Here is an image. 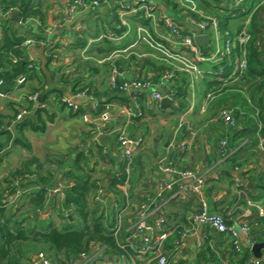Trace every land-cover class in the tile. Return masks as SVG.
I'll list each match as a JSON object with an SVG mask.
<instances>
[{
	"label": "crops",
	"instance_id": "1",
	"mask_svg": "<svg viewBox=\"0 0 264 264\" xmlns=\"http://www.w3.org/2000/svg\"><path fill=\"white\" fill-rule=\"evenodd\" d=\"M34 1L45 13L43 20L33 16L25 20L23 16L20 21H16L12 16L20 8L2 13L0 8V18L5 22L4 27L13 29L19 36H26V40L36 37L53 39L58 58L49 62V75L42 72L48 83L44 91H49L50 88L54 91H51L48 98H43L42 91L38 92L36 99H31L30 96L37 92H32V87H37L38 81L30 79L17 83L8 94L0 92V190L3 189L6 175L19 168L26 159L37 158L43 165L38 170L40 174L47 175L48 171H57L46 194L49 204L41 212V218L50 219L56 226L63 227L69 224L65 218L66 212L60 208L64 193L55 189L63 188L62 172L74 170L76 159L80 156L83 158L80 160L81 167L97 180L102 190L101 197H97V192L94 200L101 204L106 216L109 215L112 225L119 208L126 207L122 228L116 236L120 242L128 240L130 229L139 220L141 205L149 202L152 232L159 231L157 223L160 214L166 216L167 225L174 229L165 242V254L175 253V243L179 238L177 230L189 228V234L177 253V264H196L200 247L206 243L220 250L229 248L232 242L230 237L208 225L190 221L200 210V195L192 190L178 193L179 185L188 183L189 179H181L177 171L192 169L204 174L206 183L202 187V194L207 198L210 210L223 213L227 220L232 221L231 225L235 226L233 219H239L242 213H247L244 217L249 218L257 208L242 204L238 207L241 213L234 217L229 214L237 203L235 179L242 178L249 187L258 184L257 174L261 173L264 166L263 150L259 147L262 138L254 133H241L239 137H235L232 127L221 116L225 107L221 103L228 97L206 99L210 92L207 80L220 78L218 74L222 73L223 66L219 67V63L222 59L217 57L215 61L201 63L199 66L204 71L201 75L183 70L182 67L192 68L196 63L186 49H176L169 42L174 49L168 46L172 51L176 50L175 54L167 50L168 46H163L167 31L163 19L172 16L184 26L185 32L197 35L201 34L200 29L186 18V15H190L189 12L197 13L199 19L202 15L217 19V27L211 26L209 32L205 33L206 42H197L201 51L212 53L221 48L223 38H235L238 35L236 29H248L251 13L247 10L260 0H254L255 3L250 8H245V4L253 3V0H149L159 8L158 23L149 20L150 31L144 26L142 16L125 13L127 10L120 9L124 6L118 5L122 2L126 6L136 0H106L98 6L79 8L72 17L65 12L66 4L71 0ZM118 13H121L122 24ZM219 16L229 17L227 25L233 33L222 31ZM3 26L0 28V36L3 34ZM141 30L148 31L153 40L145 38ZM109 32L116 38H100L102 34ZM210 34L217 37L215 42L213 39L215 50L209 41ZM78 37L84 41L81 48L74 46L80 43ZM25 41L26 58L30 60L29 45ZM87 51L90 56L83 58L82 54ZM225 60L229 65L228 60ZM30 61L41 68L38 59ZM162 66L163 69L160 70ZM168 72L172 73L171 78L165 77ZM223 75L233 77L230 70ZM134 79L148 80L153 85L140 90H122L114 84V80L122 84ZM78 83L89 86L93 94L76 97L73 91L75 87L79 89L80 86H76ZM176 88L188 93L185 95L187 109L183 112L178 109L183 101L179 102L172 94ZM61 89L65 91V96L73 98L79 110L74 111L72 107L57 100V90ZM155 91L168 96L171 104H163L162 99H155ZM205 101V109H202ZM122 105L131 107L136 115L129 117L122 114ZM43 109L52 114L44 132L22 126L24 120ZM19 113H22V118H18ZM183 116L184 125L179 128ZM233 116L236 124L239 122L238 129L241 128L234 110ZM122 130L129 137L142 138L144 143L142 147L135 149V167L129 184L123 185L120 181L113 186L112 182L123 177L124 172L122 147L119 144ZM224 138L231 143L229 154L236 153L234 156L237 159H245L243 164L222 163L219 141ZM183 139L189 141L190 148L182 147ZM165 166H172L176 171H167ZM31 169L35 171L34 175L24 182L32 181V184L27 183L24 189L18 187L20 192L7 194V202L11 200V196L14 197L8 204L27 206L26 194L39 189L40 185L33 183L37 177V164L32 165ZM14 184L18 185L19 181ZM262 227H250L252 230L249 234L253 238V244L257 242V237L264 239ZM240 242L242 251L249 248L251 252L245 264H255L251 259L252 256L256 258L252 252L253 244L248 242L247 233L240 232ZM133 244L138 245V241ZM101 249L102 246L93 249L90 254L104 258L111 264H137L136 259L127 257L126 261L119 260L121 255ZM262 254V258H257L260 260L259 264L264 262V248ZM140 260L145 259L140 257ZM80 261L79 258L74 264H80ZM227 262L228 260H224L223 264Z\"/></svg>",
	"mask_w": 264,
	"mask_h": 264
},
{
	"label": "trees",
	"instance_id": "2",
	"mask_svg": "<svg viewBox=\"0 0 264 264\" xmlns=\"http://www.w3.org/2000/svg\"><path fill=\"white\" fill-rule=\"evenodd\" d=\"M245 5L248 4L246 3ZM0 8L2 12H9L15 8H20L25 20L32 16L39 17L43 20L45 16L42 7L36 4L34 0H0ZM120 9L126 10L125 7H120ZM247 12L251 13L250 25L248 27L250 39L244 45H235L233 49V54L237 55L240 54L242 49L246 50V57L248 60L246 73L241 77H225L226 75H223V73L228 70L231 72L232 67L227 64L226 58L224 57L221 63H219V67L223 66L222 73L218 74L220 78L209 79L207 83L210 90L209 93L212 94L214 100L223 96L228 97L221 104L225 105V107L229 105L228 107L233 108L235 117L240 120L241 128L238 129L239 122H237V126L231 129L235 137H239L241 133H246L248 135L254 133L258 134L264 140V0H260L258 3L254 4ZM120 14L121 13H118V16L122 24ZM189 14L195 18L198 17V14L195 12H189ZM142 18L144 19V26L150 31L148 27L150 25L149 19ZM228 18V16H219V24L221 28H223L222 31H230L233 33L232 29L227 25ZM4 23L2 18H0V28H2ZM242 29L243 28H238L236 32L239 33ZM2 33L3 34L0 36V92L8 94L16 87L17 83H24L30 79L38 81V86L32 87V92L37 91L36 93L38 94V92L41 93L44 91V89L47 88L46 86H48L44 73L41 68H39L38 64L26 58L27 47L24 45L26 36H19L13 29L8 30L4 26ZM46 38L47 37H36L35 39L41 42ZM78 40L80 43L74 46L81 48L84 41L80 37H78ZM166 42L168 44H166ZM166 42H163L165 48L168 45L173 48L168 41ZM169 46L167 50L172 51ZM175 51L176 50L172 52L175 53ZM89 54L90 52L88 51L84 52L82 57L85 58L90 56ZM47 56L50 62L51 59H53L52 54ZM32 63H34L33 66H31ZM161 69H163V66L160 70ZM21 75L25 76L23 82H19V77ZM206 76H208V74H206ZM120 85L121 84L117 83L116 87L120 89ZM76 86H80L78 90L76 87L74 88L73 93L76 95L93 94L87 85L78 83ZM50 89L49 91L48 89L44 91L42 95L43 98H48L51 91H54ZM57 92V100L67 107H71L65 101V99L68 98L65 96V91L61 89L57 90ZM172 94L175 99H179V102L183 101L178 109L181 112L185 111L187 109L185 107V95L188 94L187 91L176 88ZM223 105L222 107H224ZM101 109L100 107V110ZM44 112V109L38 110L33 116L24 120L22 126L31 127L37 132H44L47 128L48 118L51 120L52 117L51 113ZM250 141H253V139ZM248 145H250V143ZM228 148H231V143L229 141L226 148L228 153L222 154V151L219 152L222 163L232 162L234 165L243 164L245 159H237L236 156H234L236 153L229 154ZM262 150L264 154V149ZM81 159L83 158L80 156L77 157L75 162L76 168L74 170L70 169L62 172L61 181L63 182L62 190L64 192V197L60 203V208L67 212L65 218L69 221V224L63 227L56 226L50 219L41 218V212L44 210L45 206L49 204L46 194L48 193L52 180L57 176V171H48L47 175L40 174L38 170L42 169V163L38 162L37 158L31 157L23 161L19 168L12 170L6 175L3 182V189L0 190V264H31L34 255L40 252H44L55 264H74L83 254L88 255L93 249H97L100 246H102L103 250L107 253L124 255L125 257L136 259L137 264H147V260L141 261L140 256L134 252L131 247H123V243L118 240L111 230L113 225L109 220V215L107 217L101 204L94 200L95 194L100 187L97 184V180L92 178V176L81 167ZM61 161L63 162V160ZM35 164H37L36 171L38 172L36 180L33 181V183L40 185L39 189L26 194V200L28 201L27 206L21 204L17 207V205L8 204L6 199L7 194L16 191L18 187L24 189L27 183L32 184V181L24 182V180L30 179L34 175L35 171H32L31 166ZM257 175L258 184L255 183L253 187L246 186L248 197H239L237 194V203L235 207L230 210V217L237 216L241 213L238 207L240 208L242 204L247 205V198L256 201L263 199L264 172L261 171V173ZM124 180L125 174H123V177H119L118 180H114L112 185L115 186L120 181L123 183ZM253 180L255 181L254 178ZM15 181H19V184L15 185ZM238 189L239 186L237 187V191ZM25 192L26 191H24L23 196ZM70 215L72 217L71 221ZM245 221L251 228L254 227L256 229L258 226L264 227V215H261L258 208L254 210V215H251L249 218L246 217ZM263 240L261 236L255 239L257 242H263ZM166 255L168 257L167 264L179 263L176 253ZM250 255L251 252L249 248L243 251L241 250L240 252L235 250L232 242L226 250L213 248L206 243L200 247L196 264H223L224 260H228L227 264H245ZM150 264L158 263L154 260ZM262 264H264V262Z\"/></svg>",
	"mask_w": 264,
	"mask_h": 264
},
{
	"label": "built area",
	"instance_id": "3",
	"mask_svg": "<svg viewBox=\"0 0 264 264\" xmlns=\"http://www.w3.org/2000/svg\"><path fill=\"white\" fill-rule=\"evenodd\" d=\"M103 1L106 0H71L68 1L65 6V12L69 17H72L76 11L79 8H87L90 6H98L101 5ZM243 2L244 0H240ZM120 6H124L127 12L125 13H132L134 15H140L146 19H149L151 22L158 23L159 21V8L157 4L149 1V0H136L135 2L131 4H126V6L121 2L118 3ZM2 13V11H1ZM186 18L189 22L195 24L199 29L201 34H205L209 32L210 27H217L218 21L217 19L210 18L209 16L202 15L201 19H197L191 15H186ZM163 25L165 27L166 35L165 39L166 41L170 42L172 45L176 46V49L184 48L186 49L188 55L192 57V60L196 63V66L190 68V67H182L183 70L187 72L194 73L196 75H201L204 73L203 69L200 68V64L204 63L206 61L211 62L215 61L216 58L223 59L224 57L228 60L229 65L232 67V71L230 74L234 77H241L246 73V70L248 68V60L246 57V50L242 49L240 54H233V49L236 44L244 45L249 39L250 34L248 32V29L241 30L238 35L235 38L228 37L223 38L221 48L217 49L216 52L212 53H204L199 49L198 43L195 40V35L197 33H188L185 32L184 26L178 22V20L174 19L172 16H166L163 19ZM144 31V32H143ZM141 34H145V38L147 37L150 40H153L152 35L146 31L141 30ZM229 35V32L226 33ZM110 37V38H116L113 33L109 32L106 34H102L100 38L104 37ZM155 42V41H154ZM25 44L31 45V44H45L46 46V53L47 55H51L53 59H57V53L55 52V46L52 38H46L45 40L38 42L36 39H27L25 41ZM159 46H162L158 44ZM183 54V53H182ZM235 55V56H233ZM34 63L31 64L33 66ZM181 69V68H180ZM166 78H171L172 73L168 72L165 75ZM25 80V76L21 75L19 77V82H23ZM115 86L117 85L116 80H114ZM153 83L148 80H142V79H134L130 81H125L120 85V89L122 90H129V89H136L140 90L143 88H150ZM84 94H77L76 97L82 96ZM153 96L155 99L161 100L165 95L161 94L160 92H154ZM38 97V94H33L30 96L31 99H36ZM213 98L211 93L207 94V100ZM65 101L72 107L74 111H77L78 105L73 101V98H66ZM205 104L202 106V109H205ZM121 113L127 114L129 117L132 115H136L135 112L131 107H128L126 105H122L121 107ZM222 119L226 124H228L231 127L236 126V121L233 116V109L230 107H227L226 109L222 110L221 113ZM18 118H22V113L18 114ZM184 116L181 118L179 122V128L184 125ZM143 139L142 138H132L129 137L125 130H122L119 134V144L122 147V155H121V161L124 165V172L125 174V180L123 182V185H127L130 182L132 171L135 167V149H139L143 146ZM181 145L184 149L190 148V143L188 140L183 139L181 141ZM228 145L227 139H221L219 141V151H222V154H227L228 151H226ZM259 147L261 149H264V140L262 139L260 142ZM165 170L167 171H176L173 169L172 166H165ZM262 171L264 172V166L262 168ZM177 174L181 179H189V182L186 184H180L178 188V193H186L189 190H192L193 192H196L200 195V210L193 215L190 218V221L193 222H200L201 224L208 225L213 229H216L219 232L224 233L226 236L230 237L233 247L235 250H242L241 242H240V232H244L248 234V242L252 245L253 244V238L249 234L251 228L248 225V223L245 221L244 216H247V213H242L239 215V219H233L234 225H228L227 218L223 213L219 212H212L209 208V202L207 198L202 194V187L206 183V177L204 174H199L197 171L192 169H184L177 171ZM236 186H239V189L237 191L238 196H246L248 197V190H247V181L242 180V178H236L235 179ZM62 190L61 187L55 189ZM17 192H20V189L18 188L16 190ZM99 194L97 195L98 198L101 197V188L98 190ZM64 193V192H63ZM9 197V196H8ZM14 199L13 196L10 197L12 200ZM11 200H8V203H11ZM248 205L255 206L259 209L261 215H264V197L260 201L253 200L251 198H247ZM150 203L144 202L141 205V212L140 217L137 223L130 229L129 231V237L128 240L123 243L124 246L131 247L134 252H136L140 257H143V259L147 260V264H150L152 261L156 260L158 264H167L168 263V257L164 253V245L165 242L168 240L171 231L174 229H170V227L167 225V218L164 214H160L158 219V228L159 231L152 232L153 226L150 224L149 220V212H150ZM126 211V207H120L119 213H117V216L115 218V221L113 223V226L111 227V230L114 232V234L117 236V234L120 232L123 220H124V212ZM67 215V212H66ZM150 231V233H149ZM177 233H179V238L175 243V253L177 254L179 252V248L182 247L184 244L185 237L189 234V228L183 227V229L177 230ZM135 241H138V245L133 244ZM122 243V242H121ZM103 250V249H101ZM119 260L126 261L127 257L124 255H121ZM252 261L255 264H259L260 260L257 258L251 257ZM80 264H111L106 259L97 257L94 254H83L80 258ZM31 264H55L53 260L47 256L44 252H40L34 255Z\"/></svg>",
	"mask_w": 264,
	"mask_h": 264
},
{
	"label": "water",
	"instance_id": "4",
	"mask_svg": "<svg viewBox=\"0 0 264 264\" xmlns=\"http://www.w3.org/2000/svg\"><path fill=\"white\" fill-rule=\"evenodd\" d=\"M23 17V12L21 10H15L13 13L12 18H14L16 21H20L21 18ZM195 40L198 43H205L207 40V36L205 34H198L195 36ZM28 51L31 55V59H38L40 61V67L42 69V71L44 73H46L47 75H49V69H48V56L46 53V46L45 44H31L28 47ZM162 103L163 104H171V100L169 99L168 96L163 97L162 99ZM228 225L232 224L231 220H227ZM264 248V242H256L255 244H253L252 246V252L255 255L256 258H262L263 254H262V249Z\"/></svg>",
	"mask_w": 264,
	"mask_h": 264
},
{
	"label": "rangeland",
	"instance_id": "5",
	"mask_svg": "<svg viewBox=\"0 0 264 264\" xmlns=\"http://www.w3.org/2000/svg\"><path fill=\"white\" fill-rule=\"evenodd\" d=\"M255 3V1H253V3H250V4H248L245 8H250L251 7V5H253ZM213 39H214V42L216 41V39H217V37H213V35L212 34H210L209 35V41H211L212 42V45H211V47H213V49L215 50V48H216V45H214V43H213ZM228 106H226V107H224L223 109H226Z\"/></svg>",
	"mask_w": 264,
	"mask_h": 264
}]
</instances>
